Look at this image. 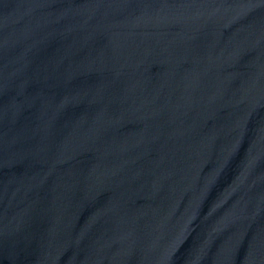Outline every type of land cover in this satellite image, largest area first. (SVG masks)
Returning a JSON list of instances; mask_svg holds the SVG:
<instances>
[{
  "label": "water",
  "instance_id": "water-1",
  "mask_svg": "<svg viewBox=\"0 0 264 264\" xmlns=\"http://www.w3.org/2000/svg\"><path fill=\"white\" fill-rule=\"evenodd\" d=\"M0 264H264V0H0Z\"/></svg>",
  "mask_w": 264,
  "mask_h": 264
}]
</instances>
